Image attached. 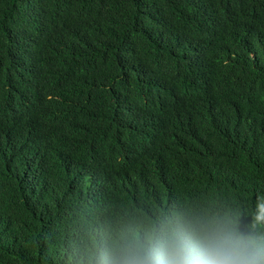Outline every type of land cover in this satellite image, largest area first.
Here are the masks:
<instances>
[{
  "label": "trees",
  "instance_id": "obj_1",
  "mask_svg": "<svg viewBox=\"0 0 264 264\" xmlns=\"http://www.w3.org/2000/svg\"><path fill=\"white\" fill-rule=\"evenodd\" d=\"M258 194L264 0H0V264Z\"/></svg>",
  "mask_w": 264,
  "mask_h": 264
},
{
  "label": "clouds",
  "instance_id": "obj_2",
  "mask_svg": "<svg viewBox=\"0 0 264 264\" xmlns=\"http://www.w3.org/2000/svg\"><path fill=\"white\" fill-rule=\"evenodd\" d=\"M90 264H264V195L247 217L234 209L130 216Z\"/></svg>",
  "mask_w": 264,
  "mask_h": 264
}]
</instances>
